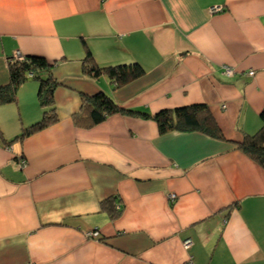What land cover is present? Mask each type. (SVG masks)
Masks as SVG:
<instances>
[{
  "label": "crops",
  "instance_id": "crops-1",
  "mask_svg": "<svg viewBox=\"0 0 264 264\" xmlns=\"http://www.w3.org/2000/svg\"><path fill=\"white\" fill-rule=\"evenodd\" d=\"M86 52L145 74L115 89ZM17 54L52 65L57 121L17 138L43 118L30 79L0 105V264H264V168L237 148L262 126L264 0H0V87ZM97 93L150 115L205 105L224 139L121 114L77 126Z\"/></svg>",
  "mask_w": 264,
  "mask_h": 264
},
{
  "label": "trees",
  "instance_id": "trees-1",
  "mask_svg": "<svg viewBox=\"0 0 264 264\" xmlns=\"http://www.w3.org/2000/svg\"><path fill=\"white\" fill-rule=\"evenodd\" d=\"M51 68L52 65L45 59L33 56L25 57L23 61H11L9 63V83L0 87V105L14 102L17 88L21 83L29 79L27 77L28 74H32L31 78L39 81L38 100L40 106L44 109L43 118L32 126L23 129L17 137L18 139L38 132L57 121L53 107V92L58 83L51 77ZM40 72H47L48 77L42 79L39 76ZM83 73L93 78L106 75L113 87L117 89L142 78L145 71L138 63L99 67L94 63L90 52H86ZM115 114L150 119L156 123L160 134L175 131L200 132L218 140L224 139L223 134L205 105L161 110L156 114L150 115L120 108L107 95L97 93L91 96H81V108L73 116V120L77 126L92 127ZM259 118L262 122L261 128L254 135L247 136L242 143L237 145V148L264 168V110L259 115ZM104 205L111 217L115 218L120 215L121 211L112 205V200L107 201Z\"/></svg>",
  "mask_w": 264,
  "mask_h": 264
},
{
  "label": "built area",
  "instance_id": "built-area-1",
  "mask_svg": "<svg viewBox=\"0 0 264 264\" xmlns=\"http://www.w3.org/2000/svg\"><path fill=\"white\" fill-rule=\"evenodd\" d=\"M209 10H210L211 13H214V12L219 11L220 10V7H212ZM16 58H17L18 61H22L23 60V57L21 55H19V54H17V57ZM223 74L224 75H227V76H230L232 74V69H230L229 67L223 68ZM248 74L249 75H253V71L249 72ZM31 76H32V74H28V77H31ZM20 164H21L22 167L25 165L24 161H21ZM170 198L172 200H174L175 199V196L174 195H171ZM95 235H97L96 232H92V233L89 232V233H87V236H92L93 237ZM190 245H191V239L184 240L183 247L185 249H187ZM188 264H190V263H188Z\"/></svg>",
  "mask_w": 264,
  "mask_h": 264
},
{
  "label": "rangeland",
  "instance_id": "rangeland-1",
  "mask_svg": "<svg viewBox=\"0 0 264 264\" xmlns=\"http://www.w3.org/2000/svg\"><path fill=\"white\" fill-rule=\"evenodd\" d=\"M39 75L42 76V79H44V78H43V73H40ZM28 80H29V79H28ZM30 81H31V82H36L37 85L39 86V81H38L37 79L31 78Z\"/></svg>",
  "mask_w": 264,
  "mask_h": 264
},
{
  "label": "clouds",
  "instance_id": "clouds-1",
  "mask_svg": "<svg viewBox=\"0 0 264 264\" xmlns=\"http://www.w3.org/2000/svg\"><path fill=\"white\" fill-rule=\"evenodd\" d=\"M211 8H212V7H211ZM214 13H215V12H214ZM22 57H23V56H22ZM24 58H25V57H23V60H24ZM23 60H22V61H23ZM11 61H18V60H17V58H16V59H11L10 62H11ZM27 77H28V76H27ZM31 77H32V76H31ZM31 77H28V78L31 79Z\"/></svg>",
  "mask_w": 264,
  "mask_h": 264
}]
</instances>
